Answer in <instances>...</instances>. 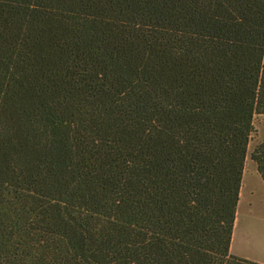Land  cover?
I'll return each instance as SVG.
<instances>
[{"label": "trees", "instance_id": "trees-1", "mask_svg": "<svg viewBox=\"0 0 264 264\" xmlns=\"http://www.w3.org/2000/svg\"><path fill=\"white\" fill-rule=\"evenodd\" d=\"M256 114L264 0H0V264H261Z\"/></svg>", "mask_w": 264, "mask_h": 264}, {"label": "rangeland", "instance_id": "rangeland-1", "mask_svg": "<svg viewBox=\"0 0 264 264\" xmlns=\"http://www.w3.org/2000/svg\"><path fill=\"white\" fill-rule=\"evenodd\" d=\"M264 140V114H256L247 145L230 253L264 264V182L251 152Z\"/></svg>", "mask_w": 264, "mask_h": 264}]
</instances>
